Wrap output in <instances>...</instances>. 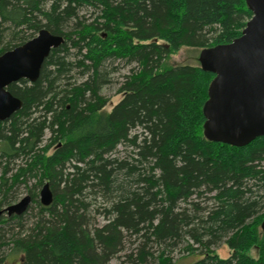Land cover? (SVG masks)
<instances>
[{
    "label": "trees",
    "instance_id": "obj_1",
    "mask_svg": "<svg viewBox=\"0 0 264 264\" xmlns=\"http://www.w3.org/2000/svg\"><path fill=\"white\" fill-rule=\"evenodd\" d=\"M84 8L90 18L80 15ZM251 15L244 0H0V44L8 38L0 54L41 29L63 38L35 82L7 87L22 106L0 121V206L13 187L35 180L29 197L37 222L26 234L9 232L0 264L9 255L20 264H106L124 234L139 240L132 264H173L164 249L154 256L148 245L186 237L184 251L204 250L191 264H264V138L243 147L208 140L202 108L214 75L200 67L199 54L195 65L165 64L181 47L230 43ZM117 61L135 67L105 112L102 69ZM73 68L85 76L78 84L62 77ZM119 145L129 152L114 156ZM45 183L53 194L46 207L37 200ZM88 190L107 200L106 224L91 230ZM218 243L230 257L210 250Z\"/></svg>",
    "mask_w": 264,
    "mask_h": 264
},
{
    "label": "water",
    "instance_id": "obj_2",
    "mask_svg": "<svg viewBox=\"0 0 264 264\" xmlns=\"http://www.w3.org/2000/svg\"><path fill=\"white\" fill-rule=\"evenodd\" d=\"M244 1L252 15L240 36L201 50L198 58L200 67L214 75L202 108L203 134L210 141L235 147L264 138V0ZM62 43L61 36L41 29L30 40L0 54V121L22 106L7 87L20 80L35 82L50 51ZM38 197L44 207L52 203L48 183L42 185ZM29 204L26 195L0 209V219L22 215ZM261 228L264 231V221Z\"/></svg>",
    "mask_w": 264,
    "mask_h": 264
},
{
    "label": "rangeland",
    "instance_id": "obj_3",
    "mask_svg": "<svg viewBox=\"0 0 264 264\" xmlns=\"http://www.w3.org/2000/svg\"><path fill=\"white\" fill-rule=\"evenodd\" d=\"M44 8H47V5H43ZM91 10H88L86 8L82 9L80 12V15H86V18H90L88 15H93L91 13ZM65 31H68L71 28V25L68 24L63 27ZM8 38L7 36L1 41L3 44H0V48L5 45L7 42ZM201 49L198 48H191V47H181L177 52L173 53L170 55V57L165 61L166 66H175V65H180V64H190V65H195L198 64L197 58L198 54ZM70 55L71 57L74 54V50H70ZM70 57V56H69ZM134 64H126L124 62H119L117 61L114 64H105L103 72L106 71L105 74V83L100 84L98 91L99 95L104 98L107 102L106 105L103 108V111L105 112H110L111 109L116 105L120 99L122 98V93H119L118 90L123 82V77L129 73V71L134 68ZM62 77H70L68 82L70 83H75L78 84L82 80H84L85 76H79V69L73 68L67 76H62ZM62 77L60 78L61 84L63 83ZM60 84V83H59ZM64 89L63 86H60L57 91ZM39 114H36L38 116ZM49 137V132H44L43 136V142L42 144L45 145L47 142V139ZM129 150H124V147L119 145L116 147V150L114 151L113 155L117 157L124 156L127 154ZM20 165V162H14L13 164L10 163L9 167L11 169H17L18 166ZM2 167L3 164L0 165V178L2 176ZM14 169V170H15ZM14 172V171H13ZM10 174L8 173L5 175L6 179L10 180ZM35 183V180L29 179L27 181L26 186L24 184H19L16 185L15 187L12 188L11 193H9V204L5 205L4 203L1 204L0 209L5 208L8 205L14 204L21 200L23 197L26 195H29V189L33 188V185ZM39 189L37 190V200L39 199L38 197V192ZM5 190H1L0 194V201L2 198V192ZM89 190L86 192L87 194L85 195V204L87 205L86 210H85V215L86 219L88 221L87 228L89 230L97 227H101L104 224H106V215L104 214V208H107V203L105 198L101 193L97 194H88ZM109 217V216H108ZM105 219V220H104ZM37 222V207L34 202H30L27 211L24 213L21 221L17 223L15 220H11L8 222L0 223V229L2 231H7V234H4V237L0 238V251L2 253L7 254L8 253V248L6 245L9 242L10 239V233H23L26 234L29 232V229L33 228L35 223ZM2 233V232H0ZM4 233V232H3ZM6 233V232H5ZM139 240L135 236H129L127 234L123 235V238L121 239V245L120 248H118V252L111 256L106 264H132L131 262V255L135 256L136 254V248ZM191 242L188 240V238H184L183 241H181L178 244H175L173 246L165 247L163 248L157 245H148V249L151 253H153L154 256H156L158 250L164 249L166 251V255L171 258L173 264H191L203 257V249L198 248L197 250L193 252H186L184 251V247L186 244ZM195 247V246H193ZM196 248V247H195ZM210 250H212L215 254L218 255L219 258L221 259H227L230 257L231 252L230 250L226 247L225 244L223 243H218L215 245H212L210 247ZM250 255L253 258H256L257 256V250L254 248L250 251ZM21 260L19 256H12L9 255L6 259V264H20Z\"/></svg>",
    "mask_w": 264,
    "mask_h": 264
}]
</instances>
